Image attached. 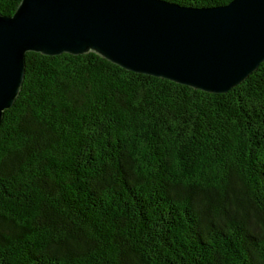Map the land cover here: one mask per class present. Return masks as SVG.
<instances>
[{"label":"trees","instance_id":"1","mask_svg":"<svg viewBox=\"0 0 264 264\" xmlns=\"http://www.w3.org/2000/svg\"><path fill=\"white\" fill-rule=\"evenodd\" d=\"M0 264H264V62L214 94L26 53L0 126Z\"/></svg>","mask_w":264,"mask_h":264},{"label":"water","instance_id":"2","mask_svg":"<svg viewBox=\"0 0 264 264\" xmlns=\"http://www.w3.org/2000/svg\"><path fill=\"white\" fill-rule=\"evenodd\" d=\"M99 54L138 74L224 94L264 62V0L195 8L166 0H21L0 14V126L26 53Z\"/></svg>","mask_w":264,"mask_h":264}]
</instances>
